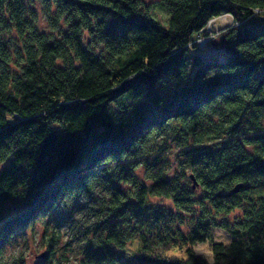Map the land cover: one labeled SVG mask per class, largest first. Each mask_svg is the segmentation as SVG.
I'll return each mask as SVG.
<instances>
[{"label":"trees","instance_id":"trees-1","mask_svg":"<svg viewBox=\"0 0 264 264\" xmlns=\"http://www.w3.org/2000/svg\"><path fill=\"white\" fill-rule=\"evenodd\" d=\"M158 1L0 0V264L34 226L42 264H264V0Z\"/></svg>","mask_w":264,"mask_h":264},{"label":"rangeland","instance_id":"rangeland-1","mask_svg":"<svg viewBox=\"0 0 264 264\" xmlns=\"http://www.w3.org/2000/svg\"><path fill=\"white\" fill-rule=\"evenodd\" d=\"M145 2H156L154 3V7L157 8V14L153 10H151V14L158 18L164 25L166 24L168 15L166 11H163V5L158 0H144ZM158 1V2H157ZM39 7V6H37ZM165 9V8H164ZM40 11V8H39ZM255 22V19H252ZM251 20V21H252ZM246 24H250V21H245ZM233 18L229 14H221L219 16L211 18L206 26L205 31L206 35H198L199 37L195 38L193 43L197 44V48L194 49V53L197 55L200 54H221L223 53V46L225 44L226 34L229 31V28L233 26ZM197 40H200L198 42ZM164 132H162L163 134ZM156 139L157 144H154V151L160 150L164 148L168 154V164H170V170L174 171L175 169H179L181 166L185 167L186 160H184L181 151L175 144V140L171 137H165L163 134ZM171 136V134H170ZM164 142L165 144H162ZM156 153V152H155ZM143 170L140 168L139 175L143 177ZM191 174V173H188ZM189 180L192 179L189 177ZM167 207H171V204L168 201H164ZM231 214L229 216H233ZM190 226H184L183 229L187 231ZM40 230L38 227L27 230L25 234H20L19 237L10 245H8L4 251V257L6 260V264H42L44 261V256H40L41 254L46 255V249L40 245V237L38 236ZM214 238L220 241H228L230 240V235L222 229H214L213 230ZM67 237H66V236ZM70 239V243L73 242L72 238L68 237V229L61 235L60 239V251L64 249L62 247L68 246L66 245V241ZM198 253L204 255L207 259H210V248L208 243H200L197 244L195 247ZM68 250V251H67ZM67 250L62 253V258L57 257V262L54 261L53 264H74L75 259L78 256L77 247L73 243V251L69 247ZM46 259V258H45Z\"/></svg>","mask_w":264,"mask_h":264},{"label":"water","instance_id":"water-1","mask_svg":"<svg viewBox=\"0 0 264 264\" xmlns=\"http://www.w3.org/2000/svg\"><path fill=\"white\" fill-rule=\"evenodd\" d=\"M190 177H191V179H192V181H193V186L195 185L194 183H195V179H194V177L192 176V175H190ZM241 186V184L240 183H237L235 186H234V188H233V192H236V191H238V189H239V187ZM40 256H44L43 254H41Z\"/></svg>","mask_w":264,"mask_h":264},{"label":"built area","instance_id":"built-area-1","mask_svg":"<svg viewBox=\"0 0 264 264\" xmlns=\"http://www.w3.org/2000/svg\"><path fill=\"white\" fill-rule=\"evenodd\" d=\"M198 42H200V40H197Z\"/></svg>","mask_w":264,"mask_h":264}]
</instances>
